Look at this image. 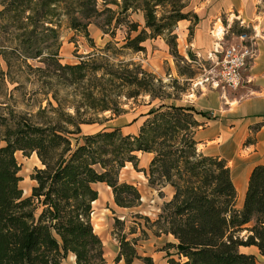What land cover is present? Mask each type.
Listing matches in <instances>:
<instances>
[{
    "label": "trees",
    "instance_id": "trees-1",
    "mask_svg": "<svg viewBox=\"0 0 264 264\" xmlns=\"http://www.w3.org/2000/svg\"><path fill=\"white\" fill-rule=\"evenodd\" d=\"M137 12L142 27L130 19ZM62 17L91 47L88 25L101 18L97 25L111 40L77 63H62ZM180 20L190 21L191 39L198 15L190 0H0V264H60L69 254L75 264H103L102 242L91 221L98 197L93 184H106L118 207L138 205V189L120 181L119 173L127 163L137 167L139 152L153 154L145 174L159 195L166 185L174 189L156 219V235L175 239L168 247L180 260L169 254L168 264H257L253 254L239 250L250 245L264 257V164L252 168L237 207L227 161L198 150L194 133L204 122L195 113L205 112L162 103L148 110L137 133L111 127L79 135L80 126L97 122L99 113L120 112L123 96L164 98L160 78L118 57L144 51L147 39L162 36L170 54L184 61L175 31ZM123 25V44L116 46V29ZM229 29L249 31L245 25ZM185 67L177 64V73L191 78ZM33 82H39L41 94L52 93L57 105L48 101L35 112L16 110L8 99L22 83ZM62 89L71 92L63 100ZM18 151L34 153L40 163L30 174L28 196L19 187ZM114 260L154 264L125 234L118 237Z\"/></svg>",
    "mask_w": 264,
    "mask_h": 264
},
{
    "label": "rangeland",
    "instance_id": "rangeland-1",
    "mask_svg": "<svg viewBox=\"0 0 264 264\" xmlns=\"http://www.w3.org/2000/svg\"><path fill=\"white\" fill-rule=\"evenodd\" d=\"M100 2L101 0H99ZM190 4L193 7L191 0ZM109 6L114 8L112 5ZM130 19L138 22L140 27H142L143 20L141 12L132 14ZM100 21L101 18H96L88 25L89 35L94 41V47H91L82 33L76 32L68 27L67 17H62L59 28V40L61 43L59 57L62 63H77L84 59L88 53L96 52L97 48H102L107 41L111 40L110 36L103 33L102 29L97 25V22ZM125 30V25L119 26L116 29V35L113 39L114 41H118L116 46L123 44ZM144 45V51H129L118 57V59L133 61L146 71L160 78L162 87L159 91L164 98L150 96L148 94L138 95L134 99H126L123 96L120 98V104L118 105L120 112L117 114L109 113V111L99 113L97 115V122L82 124L80 126L81 133L79 135L89 134L103 128L111 127H120L123 133L136 130L138 127L137 124L142 122L149 109L156 108V105L158 106L162 103L171 104L176 99H182L183 95L187 91H190L193 85L186 75L180 77L177 73V64L183 69L186 68L185 65H188L190 71L193 72L191 79L196 82H201L206 77L210 85L215 86L217 84V68L214 66V62L211 61L210 57H205V59L198 58L190 50L186 53L187 57H184L177 47L179 54L184 58V61L180 62L179 58H174L170 54L169 47L166 45L162 36L149 38L144 42ZM187 58L193 61L190 62ZM1 64L4 65L2 60ZM15 85H18V83L9 84V88ZM39 88V82L22 83V87L14 90L13 95L8 100L19 111L35 112L38 104L44 107L48 105V101L53 106H56L57 104L52 97V93L46 96L40 93ZM69 91L70 89L67 91L64 89L59 91V96L62 100ZM67 100L69 102V99ZM77 135H72V137L75 138ZM15 157L19 165L18 175L21 178L19 187L22 189L23 196H28L34 184V181L30 179V174L35 167H40V163L34 153L26 156L18 151L15 153ZM145 158L143 152H139L137 167L135 168L132 164L127 163V168L120 170L119 173L120 181L132 183L138 189L140 193L138 205L133 207H118L114 203L112 192L106 187V184L100 183L93 185L94 189L98 192V197L96 202L92 204L93 212L91 221L94 231L102 242L103 256L105 259L103 264H123L122 261L115 262L114 260L118 252H116V247L118 246V237L120 234H125L128 239L134 238L138 252L142 255L151 256L154 264H168L167 257L169 254L175 260H180L175 254V249L168 247L170 242H174L173 236L164 233L156 235L157 216L160 213L163 202L168 200H166V191L164 194L161 190L163 187L160 189L162 194L159 195V190L156 189V185L152 186L148 182L145 170L142 169ZM141 171H144V174ZM116 220L121 221L122 224L117 223L115 225ZM60 264H75V262L71 254H69L66 258L62 259Z\"/></svg>",
    "mask_w": 264,
    "mask_h": 264
},
{
    "label": "crops",
    "instance_id": "crops-1",
    "mask_svg": "<svg viewBox=\"0 0 264 264\" xmlns=\"http://www.w3.org/2000/svg\"><path fill=\"white\" fill-rule=\"evenodd\" d=\"M191 3L198 15L191 39H188L189 20H180L176 27L177 47L184 57L190 50L198 58L210 57L214 61L230 40L226 31L232 24L238 25V21L249 28L256 42V55L244 70L246 82L239 89L228 90L220 85L216 88L206 77L201 82L189 78L193 87L174 102L206 113H195V118L204 122L194 133L198 150L227 161L237 192L236 205L241 207L252 168L264 164V0H191ZM140 124L136 130L124 133H137ZM143 155L146 158L142 169L146 172L151 153L143 152ZM125 168L127 165L121 170ZM161 190L164 194L166 191V200L174 193L170 185ZM239 250L253 254L257 264H264L256 246H240ZM71 257L74 259L73 254Z\"/></svg>",
    "mask_w": 264,
    "mask_h": 264
},
{
    "label": "built area",
    "instance_id": "built-area-1",
    "mask_svg": "<svg viewBox=\"0 0 264 264\" xmlns=\"http://www.w3.org/2000/svg\"><path fill=\"white\" fill-rule=\"evenodd\" d=\"M238 26L244 25L238 21ZM226 33L230 40L223 45L213 61L217 68L216 85L228 90H237L246 82L244 70L256 55V42L254 35L249 31L232 32L229 29Z\"/></svg>",
    "mask_w": 264,
    "mask_h": 264
}]
</instances>
